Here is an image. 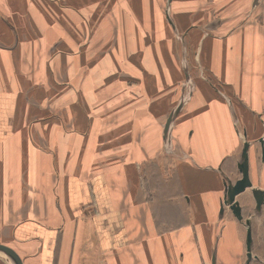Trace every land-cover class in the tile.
Masks as SVG:
<instances>
[{
	"label": "crops",
	"instance_id": "obj_1",
	"mask_svg": "<svg viewBox=\"0 0 264 264\" xmlns=\"http://www.w3.org/2000/svg\"><path fill=\"white\" fill-rule=\"evenodd\" d=\"M1 1L18 19H0V245L19 264H264L262 5L243 0L249 13L210 27L199 63L225 85L183 109L171 141L170 78L132 68L124 81L106 54L127 37L155 45L140 37L154 33V0ZM195 1L196 19L221 16L222 0ZM228 167L232 186L248 181L234 200L240 221L255 213L250 256L220 200Z\"/></svg>",
	"mask_w": 264,
	"mask_h": 264
},
{
	"label": "rangeland",
	"instance_id": "obj_2",
	"mask_svg": "<svg viewBox=\"0 0 264 264\" xmlns=\"http://www.w3.org/2000/svg\"><path fill=\"white\" fill-rule=\"evenodd\" d=\"M92 5L104 6L105 2L103 0H90ZM6 4V7L3 6V10H5L7 7L11 8L14 7V4L12 2L7 1L3 2L0 0V3ZM14 2V1H13ZM196 2L195 0H154L155 4V14L154 16L150 15L147 17L149 19V22L151 21L154 27V33H143L140 34V37H143L146 39L147 37L150 38V36L154 37L155 45L152 42L147 43V48H143L141 45V42L139 43V47L137 48H131L129 45L131 44L130 39L127 37L124 39V49L122 48H114L113 51L106 50L107 57L111 55L112 57H118L123 60L121 63L122 65L117 66L118 67V73H122V78L125 81L128 79L130 73V69H138L139 71H142L143 69L147 68L154 69L156 72V75L159 74V70L161 72V79L164 76H168L170 78V95H171V107L172 110L170 113H168L167 116H165V122L170 121V132L166 129H164V124H162V138L165 140L167 138H170L171 141L176 138L174 133L172 132V126L178 124L177 122L181 119L180 115H183L184 111L183 109L185 107H188L192 101L195 100V97L197 99H203L200 101V103L206 104L210 103V98L213 97V95H216L212 90H214V86L218 85L219 89L222 88L223 85H225V82L222 80V78L219 76L217 78V82L213 81L211 78L210 72H206L205 66H201L200 63L202 62L199 56V47L203 43H206L211 37L213 36V33L211 32L210 27L212 25L216 26L218 22L221 23L224 20H228V15L232 12H240L242 15H245L247 12L249 13V1L244 2L243 0H232L230 7H227V4L225 3L226 0L220 1V9L218 11L221 12V16H217L214 19L210 16V10L207 9L206 11H203V13H206L205 17H201L200 15L197 16L196 19V12L194 8L188 7L185 5V3H191ZM200 2V1H199ZM66 3V2H65ZM12 4V5H11ZM239 6L237 10H235L236 5ZM252 6H256L261 4L264 9V0H252L251 1ZM260 8V6H259ZM258 10V9H257ZM5 12H7L5 10ZM200 13V12H199ZM1 20L8 21L9 24L15 25L13 22V19L17 18V14L13 13L12 16H8L7 13L4 15H0ZM12 17V18H10ZM140 20H144V16H141L139 18ZM197 20V21H196ZM7 23V22H6ZM96 23V22H95ZM150 24V23H149ZM135 35V34H133ZM98 40V35L93 38V41ZM132 44L134 45L135 42L133 41ZM120 49V50H118ZM98 53V50H97ZM120 53V54H119ZM165 54V55H163ZM205 55V51L203 53ZM127 55H134V58L137 60L135 62H130ZM146 56L149 58V60H146ZM206 56H210L207 54ZM205 60V59H204ZM118 61H121L120 59ZM163 62L165 64L161 65ZM200 62V63H199ZM161 63V64H160ZM150 64V65H147ZM202 64V63H201ZM162 74L163 77H162ZM215 75V74H214ZM118 82H121L123 87H125L124 82L119 80ZM162 82V81H161ZM168 82H165V92H166V85ZM214 84V86L212 85ZM116 87V86H113ZM213 87V88H212ZM129 88V86H128ZM216 88V87H215ZM212 89V90H211ZM219 97H222L218 95ZM242 115L241 113H238ZM185 117H188L186 115ZM184 120V118H183ZM239 125V124H238ZM237 126V125H236ZM240 126V125H239ZM255 127V126H253ZM164 129V130H163ZM255 129V128H253ZM237 133H239L240 136H242L243 129L240 126L235 129ZM251 131H253L251 129ZM254 132V131H253ZM256 132V131H255ZM167 134L166 137H163V135ZM231 168V165H230ZM230 168L228 167V175L224 178V181H226V186L223 190L220 192V200H223L222 208L226 207V219L235 222V224L238 225V229L240 230V234L242 238L246 240L245 231L247 230V226L245 224L246 217L248 216L251 218V222L253 219V215L249 214L246 216V213L243 211V220H236L235 216L232 215L230 208L226 203H224L227 200L226 193L227 190L232 186V183L236 181L237 177L235 178L234 174H230ZM235 178V179H234ZM242 193V192H240ZM238 193L235 195L236 197L240 194ZM228 194V193H227ZM248 194H243L244 197H246ZM242 194L238 196V199L241 200ZM242 209V208H241ZM244 210L248 212V207H244ZM230 211V212H229ZM240 221V222H239ZM237 222V223H236ZM229 224H234L230 223ZM251 228V227H250ZM241 249V248H240ZM11 264H14L11 262Z\"/></svg>",
	"mask_w": 264,
	"mask_h": 264
},
{
	"label": "water",
	"instance_id": "obj_3",
	"mask_svg": "<svg viewBox=\"0 0 264 264\" xmlns=\"http://www.w3.org/2000/svg\"><path fill=\"white\" fill-rule=\"evenodd\" d=\"M169 122L170 121L167 120L166 124L168 125ZM246 186H248V181L246 177H243L241 180H238L234 186L228 189L227 200L224 202L228 205V207L231 209L232 213L238 220L242 219L241 208L238 202L234 200V197L235 195L243 191ZM253 195L256 200L257 206H259L262 203L263 194L259 192L258 190H253ZM246 226H247L246 244H247V250H248V255H249L250 243H251V229H250L248 221H246ZM0 252L3 253L14 264H19L15 254L7 247L0 245Z\"/></svg>",
	"mask_w": 264,
	"mask_h": 264
},
{
	"label": "bare ground",
	"instance_id": "obj_4",
	"mask_svg": "<svg viewBox=\"0 0 264 264\" xmlns=\"http://www.w3.org/2000/svg\"><path fill=\"white\" fill-rule=\"evenodd\" d=\"M1 253V252H0ZM3 254V253H2Z\"/></svg>",
	"mask_w": 264,
	"mask_h": 264
}]
</instances>
